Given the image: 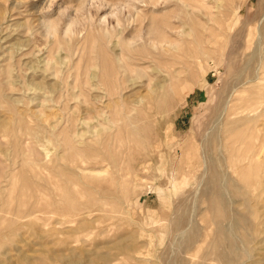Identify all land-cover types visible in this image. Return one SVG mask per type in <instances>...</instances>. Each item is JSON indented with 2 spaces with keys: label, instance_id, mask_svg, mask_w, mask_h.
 I'll list each match as a JSON object with an SVG mask.
<instances>
[{
  "label": "rangeland",
  "instance_id": "374dc122",
  "mask_svg": "<svg viewBox=\"0 0 264 264\" xmlns=\"http://www.w3.org/2000/svg\"><path fill=\"white\" fill-rule=\"evenodd\" d=\"M0 264H264V0H0Z\"/></svg>",
  "mask_w": 264,
  "mask_h": 264
}]
</instances>
